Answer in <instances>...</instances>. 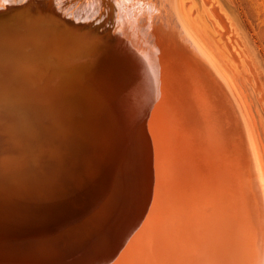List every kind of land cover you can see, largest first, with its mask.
<instances>
[{
    "label": "water",
    "instance_id": "water-1",
    "mask_svg": "<svg viewBox=\"0 0 264 264\" xmlns=\"http://www.w3.org/2000/svg\"><path fill=\"white\" fill-rule=\"evenodd\" d=\"M108 1L99 0L96 5L81 0H0V120L11 119L7 127H0V162L5 165L0 168V264H81L82 257H76L67 246L84 237L103 240L108 258L114 256L116 250L112 251V247H120V251L125 245L120 244L129 232L123 223L128 222L131 215V197L127 193L129 173L133 171L131 165L136 160L148 163L149 148L162 155L165 153L163 147L174 153L178 144L186 145L184 141L188 140L190 145L198 143L200 152L204 150L201 165L194 158L185 161L186 166L180 172L185 179L195 183L197 190L206 183L209 194H213L211 189L216 190L217 175L221 174L218 153L208 128L213 118L218 124L217 132L224 129L231 137L234 127L224 121L232 116L253 165L223 81L187 39L167 5L170 0H162L164 5L161 0ZM146 3L159 11L150 13L148 10L150 16L144 17L140 7L141 4L146 7ZM172 23L196 57L195 62L186 54H180L189 65V73L201 81L206 77L203 69H209L223 94L218 100L207 87L209 111L205 112L196 99L201 113L188 112L198 127L193 129L196 132L194 142L188 137L179 113L177 124L173 120L172 128H167V115L162 112L153 116V129L148 127L156 101L162 94L164 102L169 98L160 84L166 82L162 73L170 69L181 81L187 77L177 66V61L170 57V50L181 45L179 38L169 32ZM73 32L88 43L72 39L70 34ZM159 34L163 38L157 37ZM132 36L138 40H134V49L126 44V38L133 39ZM162 40L167 43L162 44ZM132 56L135 63L118 65L111 61V57L127 60ZM144 70L148 71L151 84H154L147 89L152 102L141 101L145 92L142 85L146 80ZM97 80L110 90L120 87L123 91L119 94L99 91L97 98L101 104L90 105L76 87ZM207 80L210 79L207 77ZM135 98L140 101L132 103L130 100ZM125 99L130 102L129 108L124 104ZM36 115L43 118L39 123L42 139L47 135L43 133L46 124L60 128L59 137L50 130L46 136L49 138L42 143L54 144L60 149L58 160L47 158L44 150L49 151V148H39L34 133L25 134L29 128L24 118ZM63 134L66 143L62 142ZM163 140L165 144L160 145ZM132 141L134 151L130 148ZM154 147L157 148L154 150ZM212 149L213 159L209 158ZM18 152L22 158L33 160L37 172L42 168L37 167V162L49 163L46 166L48 176L37 180L32 173H23L29 166L22 171L11 168L3 157ZM207 162H211V166ZM13 172L22 173L23 178L19 180ZM26 184L31 186L22 187ZM64 201L80 208L78 212L95 209L99 217L119 215L114 233L98 224L100 218L93 220V215L72 219L75 211L62 210ZM38 211H42L39 213L42 217L46 215L45 220L47 214H51L54 225L61 224L62 232L57 239L47 232H36L45 237V241H38L31 237L30 230L19 233L17 238H4L7 234L14 236L7 232V222L25 219L33 212L39 217ZM65 214H70L71 219L64 218ZM2 245L8 246L9 254L3 252ZM88 257L97 258V255L91 253Z\"/></svg>",
    "mask_w": 264,
    "mask_h": 264
},
{
    "label": "rangeland",
    "instance_id": "rangeland-1",
    "mask_svg": "<svg viewBox=\"0 0 264 264\" xmlns=\"http://www.w3.org/2000/svg\"><path fill=\"white\" fill-rule=\"evenodd\" d=\"M81 1L92 4L95 3L96 5L99 3V0ZM103 1L107 2L108 0ZM110 1L111 0H109L108 3ZM115 1L116 0H113V2ZM162 3L164 5V1H162ZM160 4L161 2L159 5ZM167 5L171 9L187 39L193 44L196 50L209 63L212 69L223 81V84L229 94L230 102L234 105V115L250 150L253 165L249 162L246 153L247 149L244 147L243 139L240 136V130L235 122H233V119H231L232 116L230 119L226 117V120L224 121L226 125H233L234 127L232 129L231 137L230 135L228 137L224 129L222 132H217L218 124L216 119L213 118L210 120L209 124L211 125L208 127L209 133L211 134V138L217 150L216 152L218 153V167L221 172V174L219 175L218 173L217 176L220 177V184L223 185L224 183V186L220 189V193H218V198L223 209L224 218H227L225 219L226 224L228 223L227 225H231L232 219H228V217L231 215L233 209L243 210L245 213L243 216L247 217V221L250 222L251 226L255 230L262 222V264H264V0H170ZM141 7V12H145L143 14L145 15L144 17H147V15L150 16L148 12L144 11V8L146 9V7V10H151L150 13H152L153 9H155L156 12L159 11L153 7L151 3H146V7L141 4ZM148 7L153 8L149 9ZM155 10L153 11L155 12ZM169 32L172 35H175L176 33V38H179L178 42L181 43V45H179L180 48L170 50L172 53L170 57L176 60L177 66H180L183 69V74L187 76L184 80L186 82L181 81L175 73L170 71V69L162 73L163 76H166V82L162 81L160 84L164 87L163 89L166 90L169 98L167 99L166 97L167 100L164 102L162 99L164 95L162 94L160 99L156 101L154 108L150 113L152 121H149L148 127L149 129H153V116L158 112H162L167 115V121H165L167 128H172L173 120L177 124V114L179 113L181 119H184L183 122L188 131V137L194 142L196 132H194L193 129H197L198 127H196L197 123L193 124V118L188 115V112L193 114L198 112L201 113V107L196 103V99L202 104L205 112H208L209 106L206 99L208 96L207 87L211 94L213 93L218 100H221V97L223 96L220 92L222 89L217 87L216 79L208 71L209 69H203L206 77L201 79V81L197 79L198 77L196 75L189 73V65L187 66V64L184 63L185 61L180 54H186V56L192 58L193 61L196 60V57L193 55L190 47H188V44L184 42L180 36V32L173 26V23L172 26L170 25L169 27ZM70 36L72 39L88 43L87 40L79 38L75 32L71 33ZM157 37L163 38L161 34L159 36L157 35ZM132 38L133 39L126 38V44L130 47V49L135 48L133 45L135 44L134 40L138 41L136 36H132ZM161 43L166 44L167 41L162 40ZM134 60H136L134 56L127 60H120L118 57H115L114 60V58L111 57V61H116L118 65H122L123 61L124 65H127L126 63L130 61L135 63ZM197 62L199 61L197 60ZM144 71L146 80L142 85L145 87V92L141 101L147 100L150 102L151 100L147 89L149 86L154 87V84H151L152 80L150 75H148V71ZM207 77L210 80H207ZM88 86L83 84L81 87L76 88H79L80 93L82 92L81 94L84 100H89L87 102L88 104H101V101L97 98V96L90 97L91 95H88L86 91L83 90L86 87L88 88ZM165 87H168V89ZM114 89V94H119L123 91L120 87H114ZM213 100H215V98ZM130 101L132 103H137L140 100L135 98ZM124 104H126L129 108L130 102L128 99L124 100ZM172 115H174L173 118ZM13 118L21 119L23 117ZM24 119H26L27 128L42 129L40 124L38 128H35V125H38L39 121H43V118L39 115ZM10 121L11 119H8L7 122L4 119L0 120V127H7V124H9ZM17 122L19 121L17 120ZM45 129H57L58 131L60 128L46 124ZM201 129H203V127H201ZM190 131H193L192 135L190 134ZM28 133H30L29 130L25 134L27 135ZM198 133L199 132H197V135ZM206 139L208 141L210 140L209 137ZM164 144V140L160 142V145ZM183 144L186 145L182 147L178 144L179 148H177V151H174V153L163 147L165 150V153H162L163 156L155 154V152L153 153L149 148L148 163L146 161V163L144 161L138 163V160H136L135 163L131 165L133 171L131 174L129 173L130 179L127 190V193L130 194L131 197H129L131 203L129 205L131 215L128 222L123 223L125 224L124 227L129 232L126 235L127 238L120 244V246L125 244L120 251V247L117 249L115 247L117 258L124 255L132 256V254H134L136 256H143L150 253L149 244L153 236L151 237V231L149 232V218H153V222H156L159 219L157 210L159 208V204L162 202V194L164 192L165 185V182L163 181L164 176L158 173L160 166L168 165L169 163L173 164L175 158H184V155L189 156V159H197L201 165L204 150L200 152L198 143L190 145L188 140L184 141ZM130 148L132 149L131 151L135 150L133 141ZM156 148L157 147H154L153 149L155 150ZM211 153L212 155L209 158H214L213 149ZM13 155L16 157V162L13 160L12 156L10 158L4 156L3 158L9 164L13 163L12 165H14L16 170L22 171L21 169H17L22 164L25 165L23 160H21L22 156L19 155V152ZM207 163L211 166V162ZM246 163L249 164V168L251 169V177L253 176L251 178L253 179L252 184L255 191L253 196L247 192V187L244 185L245 180L243 173L245 172L244 168ZM45 165L48 166L49 163L44 162L43 166H39L42 167L39 169V172L41 173L38 172L40 177H37V168H35L34 165L30 173H32L37 180L38 178L48 176L47 173L49 172V168H46ZM0 166V168H2V166L4 167L5 165H3V162H0ZM13 175L16 174L13 173ZM76 198L78 197L76 196ZM256 205L258 206L261 215V222L259 223L256 216H254L255 209L257 207ZM61 208L62 210L75 211L72 217L70 214H65L66 217L63 216L64 218L71 217L72 219H78L79 216L84 217L87 214H90L93 215V220L100 218L98 224L111 229V232L113 233L117 227L114 224H116L115 220L118 219L119 215L116 217L115 215H111V217L108 218L102 216L99 217L95 209H90L86 213L78 212L80 208H77L76 205H71L69 201H64L61 204ZM36 210H39V208H36ZM37 213L39 217H37L36 213L33 212L25 219L7 222L5 224L6 228H8L7 232L13 234L14 236L12 237L7 234L4 238H17L19 233L30 230L32 234L31 237H35L38 241H45V237L37 235L36 232H47V234L55 237L54 240L57 239L62 232L60 226L61 224L54 225V218L51 217V214H47L48 219L45 220L46 215L43 217L40 215L42 211H38ZM52 220L53 225H50ZM219 250L220 249L216 247L214 251ZM216 253L218 254V252Z\"/></svg>",
    "mask_w": 264,
    "mask_h": 264
},
{
    "label": "bare ground",
    "instance_id": "bare-ground-1",
    "mask_svg": "<svg viewBox=\"0 0 264 264\" xmlns=\"http://www.w3.org/2000/svg\"><path fill=\"white\" fill-rule=\"evenodd\" d=\"M146 9L144 8V11L147 12L148 10ZM123 62L122 65H124ZM90 83H84L89 86L88 88L86 87L87 89H83L88 95H91L90 97H98L100 95L99 91L112 94L115 93V89H108L104 83L99 80L94 82L90 81ZM39 123H41V121H39L38 124ZM50 130H54L59 137V130L57 131V129H43V133L48 136L47 132ZM29 131L30 133L28 134L34 133L39 148H49V151L44 150L47 158L55 157L56 160L60 158L61 151L56 145H42L49 137L47 138L44 135L45 137L42 139L43 135L40 133V129ZM62 137V142L66 143L65 135L63 134ZM51 152H53V154ZM209 155L211 156L212 153L210 152ZM11 156L16 162V157L14 155ZM11 156H9V158ZM189 158V156L184 155V158H175L173 164L169 163L159 168L158 173L164 176L163 181L165 185L162 194V202L159 204L157 210L159 219L153 222V218H149V232L151 231V237L153 236L149 244V254L143 256H136L134 254H132V256L124 255L120 258H117L115 254L108 258L109 256L106 254L104 241H98L97 238V240H91L89 237L72 241L71 244L67 246V249L72 250L76 257H82L81 259H83V261L81 264H262V222L260 221L261 215L258 206L256 205L254 216H256L258 223H261L256 230L251 226L250 222L247 221V217L243 216L245 214L244 211L240 209H233L231 215L228 217V219H232L231 225H227L228 223L226 224L225 221L227 218H224L223 209L218 198V193H220V189L224 186V183L221 185L220 177H217V185L216 182H214L216 190L213 188L211 189L213 194H209V187L206 183H201L200 189L198 188V190L204 191H198L194 186L195 183L190 181L191 179H185L186 177H183L180 172V170L183 171V168L186 166L185 161H191L192 158ZM21 160H23L25 165L22 164V167L20 166L17 169L23 170L24 167L29 166V171L27 169L23 171V173L30 174L33 161L31 160L30 162L25 158ZM12 164L13 163H10L11 168L14 167ZM43 164L44 162H37V167L43 166ZM244 169V185L247 187V192L253 196L255 193L252 184L253 179H251L253 176L251 177V169L248 163H246ZM15 174L14 177H19V180L23 178L22 173ZM42 178H38V180ZM26 186L31 185L26 184L22 187ZM91 234H93V232ZM216 247L220 250L214 251ZM1 249L4 253L9 254L7 245H2ZM111 250L115 251V247H112ZM34 252L37 254L36 251ZM216 252H218V254ZM91 253H95L97 258L88 257Z\"/></svg>",
    "mask_w": 264,
    "mask_h": 264
}]
</instances>
